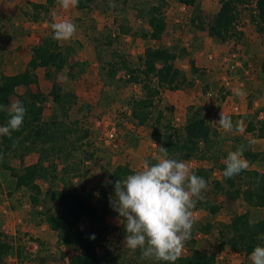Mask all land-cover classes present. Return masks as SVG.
Segmentation results:
<instances>
[{"label":"rangeland","instance_id":"obj_1","mask_svg":"<svg viewBox=\"0 0 264 264\" xmlns=\"http://www.w3.org/2000/svg\"><path fill=\"white\" fill-rule=\"evenodd\" d=\"M9 1L0 0V7H3L0 73L9 76L23 72L31 57V48L45 40L58 44L66 63L56 75L50 71L53 76L49 78L45 76L44 69L38 68L35 71L37 83L28 88H17L10 98L11 105L28 91L41 92L45 96L41 121L48 124L46 129L52 139L44 144L38 142L31 145L30 141H23L19 137L14 148L8 146V149L0 137L2 209L17 210L22 207V211L28 210L24 220L47 225L46 213L70 211L71 195L89 199L97 209L106 204L107 213L103 221V226L107 227L106 241L97 245L99 264H156L154 260L142 259L139 249L132 251L124 245V225L109 203L114 196V183L109 181L108 176L119 166L128 167L131 172L128 175H131L141 171L146 161L155 163L153 157L159 152L162 136L166 134L172 139L175 135L181 136L188 121L198 116L204 118L210 128L209 141L200 143L193 154L183 151L169 153L171 158L184 160L191 169L203 170L208 178L207 186L202 189L203 195L196 198L193 207V231L185 240L179 256H186L189 253L187 247L192 246L201 251L214 252L217 264H251L249 256L244 253H234L226 245L220 249V245L226 242V237L220 233L222 226L235 215L248 213L252 222L264 219V205L254 208L247 205L241 196L235 200L227 197L228 193L235 194L246 188L250 180L249 172L264 175V164L259 159L245 156L247 151L254 154L264 152V137H259L257 131L259 121L264 116V103H261L264 102V92L254 91L257 94L253 97L262 100L258 106L252 103L249 114L245 108L233 111L227 104L224 112L231 116L234 127L232 131H226L217 123L221 113L217 103L219 100L222 103L227 96L235 95V91L231 92L229 88L232 85L228 87L223 79L220 80L221 68L212 70L209 67H195L196 71L193 72L189 67L191 56L187 53L193 48L185 46L187 42L191 43L186 39L192 38L187 29L207 24L216 13L220 0H198L194 7H185L177 0H92L88 8L83 10L75 7L63 9L56 0H26L17 6L18 14H10ZM254 3L255 0H248L246 4L238 6L239 18L235 31L242 33L243 29L250 37L258 38L264 35V31L257 32L250 21V17L255 14ZM153 16L162 18L165 25L168 23V31L160 40L145 36L151 31L149 21ZM60 20H69L76 25V32L68 41L53 38L51 25ZM169 28L172 30L169 31ZM175 29L179 36L173 44ZM241 37L231 39L230 46H226L223 51L229 56L222 62L227 66L234 65L233 71L238 68L235 65L237 58L234 59L230 54L235 48L240 51L244 47L242 41L241 47L239 45ZM262 40L261 45L264 46ZM173 45L176 47L173 48ZM193 47V50L198 49V42L193 40ZM147 48L178 50L177 62L173 64L182 73L184 81L175 91H163L160 102L155 104L152 118L146 124L139 125L131 115V102L143 93L141 85L131 81V78L139 74L137 70L142 65L140 58L144 57ZM243 52L247 57L248 50ZM198 64L205 66L200 61ZM186 65L188 68L184 67ZM54 80L60 85L64 98L59 104L48 96ZM152 84L157 87L156 81ZM68 94H72V98H67ZM197 94L200 95L198 100L195 98ZM184 95L188 97L184 99ZM251 102L249 100V104ZM158 111L162 112L163 117L157 125L155 120ZM155 124L159 138L153 134ZM249 125L255 130L248 131ZM110 133L114 135L112 139L108 137ZM239 147H243V157L249 166L240 174L225 178L223 171L226 157ZM40 159L44 160L48 171L45 178L36 180L41 194L39 204L33 207L28 198L30 190H17L6 168L19 172ZM128 175L122 176L120 180ZM65 196L68 197L64 199ZM203 202L217 207L218 211L211 214L200 205ZM93 226L98 227L97 222L83 215L77 229L90 231ZM204 228L209 231L204 232ZM10 232L0 229V234L12 241L13 250L9 254H15L14 248L28 251L30 244L37 241L30 236V232L19 231L17 235H10ZM63 248L64 251L57 246L55 253L46 252L42 257L28 259L21 253L24 258L18 264H67L78 250Z\"/></svg>","mask_w":264,"mask_h":264},{"label":"trees","instance_id":"obj_2","mask_svg":"<svg viewBox=\"0 0 264 264\" xmlns=\"http://www.w3.org/2000/svg\"><path fill=\"white\" fill-rule=\"evenodd\" d=\"M50 1V0H49ZM92 0H79L75 6L78 10L87 9ZM179 4L185 7H194L198 0H177ZM248 0H220L219 7L216 13L212 16L207 24H202L198 29L206 31L211 38L225 43L236 36H242L241 32H236L237 22L239 18L238 6L246 4ZM255 14L250 17V21L254 25L257 32L264 31V0H255ZM2 17L0 14V23ZM151 31L145 36L152 40H160L164 30L165 22L162 18L153 16L150 19ZM177 54L169 49L164 48H147L144 57L140 58L142 65L140 66L139 76L134 75L131 81L140 84L143 95L140 98L133 99L131 102V115L139 125L146 124L156 110V102L161 100V94L165 90L175 91L177 87L183 83L184 78L182 73L174 67V61ZM66 63L63 53L60 51L58 44L55 41L45 40L31 48V57L26 64L23 72L15 75H2L0 73V105H3L5 110L0 111V125H4L8 120V112L10 106V98L19 87H29L37 83L35 71L38 68L45 70L47 78L53 74L60 72ZM193 72L196 71L194 62L190 63ZM135 71V72H137ZM264 72V65L262 66ZM134 72V73H135ZM142 77V78H141ZM156 81L157 87H154L152 82ZM60 85L53 81L51 90L48 96L57 104L64 98L60 92ZM72 98V94H68L67 98ZM45 96L41 92L32 93L28 91L23 96H19L18 101L22 102L26 108V116L22 127L18 131L11 133V136L1 137L5 143V147H13L16 140L22 137L23 141H30L31 145L38 142L46 143L51 141L52 136L48 134L47 125L41 121L43 111V103ZM156 118L157 125L163 117L162 112L158 111ZM264 114V113H263ZM157 125L153 128V134L157 138L160 137ZM248 131H253L255 128L249 125ZM258 136L264 137V116L259 121ZM168 134V133H167ZM54 137V136H53ZM161 147L167 149L168 153L174 151H183L187 154H193L200 143L205 144L210 138V128L205 119L198 116L188 121L183 127L181 136L168 135L162 136ZM9 146V147H8ZM248 159H259L264 164L263 153L246 152ZM10 171L11 177L15 181V188H27L30 190L28 196L31 206L35 207L39 204L41 189L36 183L38 178L46 177L48 166L44 165V160L40 159L37 163L25 166L21 171H16L12 168H6ZM204 176L203 170H198ZM131 172L128 167H117L114 172L109 174L108 179L112 183L120 180L124 175ZM250 180L246 188L242 192L235 194L228 193L227 197L235 200L242 197L243 201L250 207L260 208L264 205V175L257 172H249ZM230 184L232 182L228 180ZM68 197H63L64 199ZM72 199V206L68 212H60L59 214L46 213V223L49 229L56 233L58 243L66 248H76L78 253L72 255L68 264H99V256L97 245L101 241H106V229L103 226L104 217L107 213L106 204L100 209L94 208L89 199L78 197L76 195L69 196ZM204 209L211 214L218 211L217 207H213L208 202L200 204ZM85 215L93 222H97L98 227H94L88 231L77 229L80 218ZM223 230V231H222ZM221 236L226 237V242L220 245V249L224 246L234 253H244L249 256L257 245H264V219L252 222L249 219L248 213L235 215L229 223L222 226ZM204 232L209 231L204 228ZM94 237V238H93ZM189 253L186 256H178L175 260L162 261L160 264H217L216 254L198 250L192 246H188ZM13 250L12 241L8 240L7 236L0 234V262ZM20 255V251L18 250ZM106 256L104 257V261ZM241 264V263H239Z\"/></svg>","mask_w":264,"mask_h":264},{"label":"clouds","instance_id":"obj_3","mask_svg":"<svg viewBox=\"0 0 264 264\" xmlns=\"http://www.w3.org/2000/svg\"><path fill=\"white\" fill-rule=\"evenodd\" d=\"M78 3L79 0H59L63 9ZM51 27L57 41H68L76 32V25L69 20L54 22ZM235 94L244 93L237 89ZM4 110L0 105V111ZM26 111L22 102L11 103L7 123L0 125V137L11 136L21 128ZM217 123L226 131L233 130L232 118L224 111ZM243 151V147H239L228 153L223 171L225 178H232L248 168ZM153 159L155 163L146 161L141 171L115 181L114 196L109 203L124 225V245L132 251L139 249L142 259L160 264L175 260L185 240L191 236L195 223L193 207L196 198L203 195L208 178L191 169L184 160L171 158L163 147ZM249 260L251 264H264V245L255 246Z\"/></svg>","mask_w":264,"mask_h":264},{"label":"crops","instance_id":"obj_4","mask_svg":"<svg viewBox=\"0 0 264 264\" xmlns=\"http://www.w3.org/2000/svg\"><path fill=\"white\" fill-rule=\"evenodd\" d=\"M25 1L26 0H10L8 3L10 7V14H18L17 6L23 4ZM56 1H59V0H56ZM2 9L3 7L1 6L0 14H1ZM173 20L178 21L177 19H174V18ZM167 27H168V23H166L165 25V30L161 38H163L165 36V33L168 31ZM171 28H169V31L173 29ZM241 30H242L243 35L241 37V40H238V41H239V45L241 41L244 42V47H242L240 51L237 48H235L237 51L233 50L232 51L233 53L230 54L232 55V57L235 56L237 58L236 61L238 65V68H236V70L232 72L229 71L231 64H228L229 66L228 67L227 64H224L222 62V59L229 56L228 53L223 54V51L226 48V46L227 47L230 46L232 40L222 43L218 40H213V38L209 37L206 31L204 30H199L198 28H190V29H187V31L189 34L192 35V38H187L186 40H189L191 43L187 42L185 46L187 48L189 47V49L190 47L194 49L193 40L195 42H198V45H199L198 49L195 48L196 50L191 49L187 51V53H189V57L191 56V62H194L195 67L197 68H201V67L208 68L209 67L212 70L217 69V68H219L220 70L221 68V70L219 71V74H220L219 78L220 80L223 79V81L227 83L228 87L232 85V88H229V89H232L231 92L236 91L237 89H240L243 91L244 93L243 95L239 96L235 94V95H230V96L225 97L222 103L219 100V103H217V105L220 106L218 111H225L226 106L228 104L229 109H232L234 105H237L239 106L240 109L245 108L246 112L249 114L251 109L253 108L252 103H253V106H258L260 104V101L262 100V99H259V98L256 99L253 97V95L257 94L254 91L257 90V92L258 91L264 92V72L262 71V66L264 65V46L261 45V42L263 41L262 39H264V35H262V37H258L259 38L258 39L257 37L255 38V36L250 37V35H247V33H245L243 29ZM173 33H174V36H173L172 41H173V44H175L179 35L177 34L178 32L176 29L175 31H173ZM183 41H185V39ZM175 47L176 46L173 45V48ZM206 48L208 50H206ZM244 50H248L247 57L244 56V52H243ZM177 51L178 50L173 51V52L177 54ZM218 51L222 55H220ZM199 61L205 66H200L198 64ZM176 62H177V59H175L174 63ZM184 67L188 68V65ZM211 73L213 75L216 74L215 72H214L215 74L213 72ZM186 96L187 95H184L183 98L185 99ZM199 96L200 95L197 94L195 98L198 100ZM237 100L239 101L238 103L235 102ZM249 100L252 101L250 104H249ZM240 103L242 105H240ZM261 103L263 104L264 102H261ZM23 207H26V205ZM27 213H28V210L22 211V207L20 208L18 207L17 210H11V209L4 208V207L2 209V207L0 206V219H1L0 229L2 231H5V232L12 231L9 233L10 235H17L19 231L30 232V236H33L35 239H37V241L32 242L30 244L28 251H26L25 248H20V249L14 248V250L16 251L15 254L13 255L8 254L6 257L2 259L0 264H7L6 263L7 260L10 261L9 264H18L19 260L24 258L21 256V253H23L25 255V258L28 259V258L35 257V256L42 257V255L46 252L53 253L55 250H57L56 249L57 246L62 251H64V248H63L64 246L58 245L57 235L55 232L49 229L48 225H46L45 223L36 224L35 221L30 223L27 220H24L26 218L25 215ZM18 250L20 251V255L18 254ZM65 259H67V257H65ZM66 263L68 264V262ZM22 264H26V263L23 262Z\"/></svg>","mask_w":264,"mask_h":264},{"label":"built area","instance_id":"obj_5","mask_svg":"<svg viewBox=\"0 0 264 264\" xmlns=\"http://www.w3.org/2000/svg\"><path fill=\"white\" fill-rule=\"evenodd\" d=\"M233 57L236 58L235 56H233ZM235 65H237V63H236ZM234 68H235L234 65H231L230 68H229V71L232 72V71L234 70ZM232 109H233V111H238L239 107H238L237 105H234V106L232 107ZM113 136H114L113 133H110V134L108 135L109 139H112Z\"/></svg>","mask_w":264,"mask_h":264}]
</instances>
